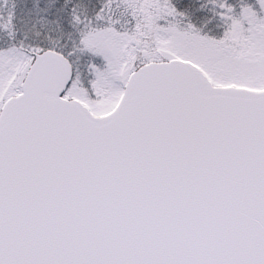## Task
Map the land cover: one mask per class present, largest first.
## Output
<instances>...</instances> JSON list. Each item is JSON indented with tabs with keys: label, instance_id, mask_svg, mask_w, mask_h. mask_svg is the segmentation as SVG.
<instances>
[{
	"label": "snow or ice",
	"instance_id": "1",
	"mask_svg": "<svg viewBox=\"0 0 264 264\" xmlns=\"http://www.w3.org/2000/svg\"><path fill=\"white\" fill-rule=\"evenodd\" d=\"M0 264H264V0H0Z\"/></svg>",
	"mask_w": 264,
	"mask_h": 264
}]
</instances>
